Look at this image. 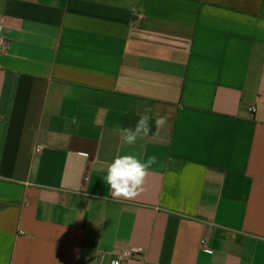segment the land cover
<instances>
[{
	"label": "crops",
	"instance_id": "0c3cea01",
	"mask_svg": "<svg viewBox=\"0 0 264 264\" xmlns=\"http://www.w3.org/2000/svg\"><path fill=\"white\" fill-rule=\"evenodd\" d=\"M0 36V264H264V0H0Z\"/></svg>",
	"mask_w": 264,
	"mask_h": 264
},
{
	"label": "clouds",
	"instance_id": "9594fccd",
	"mask_svg": "<svg viewBox=\"0 0 264 264\" xmlns=\"http://www.w3.org/2000/svg\"><path fill=\"white\" fill-rule=\"evenodd\" d=\"M153 109L146 107L143 113H138L139 119L134 127L120 130L121 142L126 145H134L138 139L149 136L152 133L150 121ZM167 124V118L158 116L155 119L157 133ZM155 155L149 156L146 161L138 159L135 155H118L112 163L107 165V174L103 177L110 188L112 199H134L141 191L148 175V170L157 163ZM106 198V197H105ZM117 264V262H113Z\"/></svg>",
	"mask_w": 264,
	"mask_h": 264
},
{
	"label": "built area",
	"instance_id": "2783aa9c",
	"mask_svg": "<svg viewBox=\"0 0 264 264\" xmlns=\"http://www.w3.org/2000/svg\"><path fill=\"white\" fill-rule=\"evenodd\" d=\"M6 47H7V43H6L5 39L2 36H0V52H5ZM251 112L254 113L255 109L252 108ZM41 150H42V148L40 146H38L36 148V152L37 153L41 152ZM201 248L206 253L212 254V250H210L208 248V238H203L201 240ZM141 256H142V250H139V249H136V250L125 249V250H122L120 253L116 254V258L112 261L111 264H113L114 261L117 262V264H121V262L123 260H132V259H135V258H139Z\"/></svg>",
	"mask_w": 264,
	"mask_h": 264
}]
</instances>
